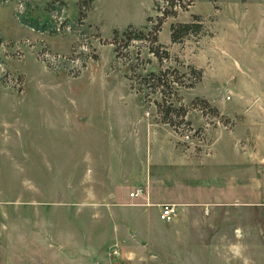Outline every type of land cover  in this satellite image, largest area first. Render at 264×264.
Segmentation results:
<instances>
[{"label":"rangeland","instance_id":"rangeland-1","mask_svg":"<svg viewBox=\"0 0 264 264\" xmlns=\"http://www.w3.org/2000/svg\"><path fill=\"white\" fill-rule=\"evenodd\" d=\"M168 5L0 0V264H264V0ZM246 115L255 163L218 165Z\"/></svg>","mask_w":264,"mask_h":264},{"label":"trees","instance_id":"trees-1","mask_svg":"<svg viewBox=\"0 0 264 264\" xmlns=\"http://www.w3.org/2000/svg\"><path fill=\"white\" fill-rule=\"evenodd\" d=\"M167 4H169L168 9H165V11L163 12V17H167L170 15H175L177 13V8H182V9H187L194 0H165ZM215 1V0H213ZM23 21H25L23 19ZM42 29L45 28V25H40ZM43 26V27H42ZM159 26H161V22H159L158 24V28ZM37 28H40L39 26H35ZM203 27V23L201 22V19L199 18V16H195V21L193 22H184V23H179V24H173L172 25V39L174 42L179 41L181 38H183L184 36H187L190 32H192V30H194V32H199L201 30V28ZM157 29V28H156ZM155 41H157V38H155ZM162 45L157 46H152L151 47V52L154 53L157 57L161 58L162 60V55L160 52V49L162 48ZM165 55L166 57H170V53L168 50H165ZM176 74H177V70ZM195 73H197L198 79L201 78V72H199L198 70L194 69ZM152 79V80H151ZM144 83H149L150 85H153L154 87H152L153 91H156L158 93H160L161 98L163 99L162 101L169 102L170 104V108H173V104L172 102H170L168 100L172 99V95L175 94V86L174 85H185L182 83V80H179V76L175 75L170 79V75H168L167 73H160L159 75L156 74H150L146 80L144 81ZM158 104V107L161 109L162 107V102L161 101H157L156 102ZM204 105L208 106L209 102L207 100H203ZM175 109V108H173ZM170 118H164L165 122H171L172 120H169Z\"/></svg>","mask_w":264,"mask_h":264},{"label":"crops","instance_id":"crops-1","mask_svg":"<svg viewBox=\"0 0 264 264\" xmlns=\"http://www.w3.org/2000/svg\"><path fill=\"white\" fill-rule=\"evenodd\" d=\"M219 106V105H218ZM222 114L231 116L232 114L225 109L223 106H220ZM252 121L248 115H246L245 120L235 121L232 130H220L217 134L214 145L217 158L216 162L221 161L218 165H228L232 168L240 166H248L251 162L255 163V153L253 152V147L256 145L254 142L261 140L259 138V132L255 131V124H252ZM222 135H229L231 140H228V146L223 148L221 145L217 146L216 143L219 141ZM221 154V155H220ZM246 161V165L242 164V161ZM238 176V174H237ZM235 176V177H237ZM233 176H229L230 180L233 181Z\"/></svg>","mask_w":264,"mask_h":264},{"label":"built area","instance_id":"built-area-1","mask_svg":"<svg viewBox=\"0 0 264 264\" xmlns=\"http://www.w3.org/2000/svg\"><path fill=\"white\" fill-rule=\"evenodd\" d=\"M143 192H144L143 188L138 187L132 192V196L134 197L140 196L143 194ZM175 215H176V205L175 204L167 203V204L162 205L161 218L163 220H169Z\"/></svg>","mask_w":264,"mask_h":264}]
</instances>
